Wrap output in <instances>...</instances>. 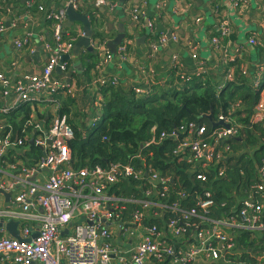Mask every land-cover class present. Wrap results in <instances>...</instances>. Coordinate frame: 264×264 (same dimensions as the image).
I'll list each match as a JSON object with an SVG mask.
<instances>
[{"label":"trees","instance_id":"obj_1","mask_svg":"<svg viewBox=\"0 0 264 264\" xmlns=\"http://www.w3.org/2000/svg\"><path fill=\"white\" fill-rule=\"evenodd\" d=\"M232 66L236 67L234 79L225 77L222 81L211 74L213 70L197 74L185 66L171 67L174 83L166 81L157 86L153 80L144 95L137 94L133 87L124 89L108 84L100 103L103 118L97 122L98 115L79 125L76 119L67 117L70 110L61 105L58 113L67 117L74 131L65 166L77 169L121 165L141 172L139 177L120 176L116 183L108 185V194L125 200L145 199V191L152 190V200L162 206L147 209L140 203L122 202L121 220L125 228L139 224L155 227L167 236L176 251L195 241L190 233L207 224L199 216L186 218L182 211L173 209L175 205L184 211L195 209L211 220L234 218L246 224V217L240 215L244 201L250 198L259 203L264 201V192L258 189L262 182L259 169L264 165V113L258 121L254 119L264 83H258L256 76L244 75L237 61L226 66V75ZM62 95L68 96L58 94L59 100ZM36 114L45 116L31 108L0 116L14 138L23 137L25 155L35 158L28 164H34L43 155L42 149L30 140L35 134L28 123ZM47 115L50 118L49 111ZM221 116L234 124L238 132L227 141L216 143L214 133L225 127L220 123ZM190 124L196 130L205 126L204 134L198 136L196 131L193 134L194 138L210 143L211 149L204 155L197 156L190 147L184 150L180 147L189 135ZM89 127L91 130L87 132ZM19 157L21 153L10 150L5 161L12 163ZM154 172L166 181L153 182ZM208 200L212 204L201 208L200 204ZM172 222L185 229L181 239L170 232ZM232 230L235 246L224 251L222 259L210 261L205 256L201 262L187 264H264V229ZM211 244L220 247L217 241ZM164 258L155 263L170 264L173 260L167 254Z\"/></svg>","mask_w":264,"mask_h":264},{"label":"built area","instance_id":"obj_2","mask_svg":"<svg viewBox=\"0 0 264 264\" xmlns=\"http://www.w3.org/2000/svg\"><path fill=\"white\" fill-rule=\"evenodd\" d=\"M73 1L70 0V3H75ZM243 1L234 0V4L239 5ZM65 13V9H58L48 14L54 22V29L52 40L45 43L49 59L40 75L27 74L21 79L11 80L0 72V95L5 98V103L0 105V116L4 117L26 108L40 112L46 104L52 108L45 109L50 112V118L46 115L45 119L36 121L35 115L28 123V126L34 128L35 134L30 140L43 151V155L34 164L25 162L24 157V160L19 159L21 157L14 159L12 163L5 161L10 150L24 155L26 148L23 137L14 138L12 130L5 128V120L0 117V195L16 194L15 204L8 205L9 208H1L3 201L0 200V221H18L16 229L21 237L17 239L10 232L0 235L2 260L6 264H156V261H164V255L167 254L173 257L170 264L200 262L205 256L214 261L222 259L224 251L235 246L232 229H264V194L262 203L252 198L244 201L240 215L246 217V224L234 218L211 220L199 215L195 209L184 211L175 205L173 209L182 211L186 218L199 216L202 223L207 224L206 227L190 233L195 241L176 251L167 236L157 232L155 227L139 224L125 228L121 220L119 204L122 202L140 203L147 209L162 206L152 200V190L145 191V199L125 200L108 194V185L116 183L120 176L139 177L141 172L135 171L131 166L121 165L77 169L65 166L68 143L73 139L74 131L67 117L58 113L61 104L59 105L57 95L72 93V87L69 82L53 76L56 68L63 72L69 70L68 62L61 61L73 48L72 41L63 36ZM134 13L138 17L142 12L136 8ZM222 33L228 36L231 33L230 27L222 24ZM171 37L178 40L176 34H171ZM157 41L151 43L150 57L168 40L163 36ZM213 41L219 43V38L215 37ZM30 42V37H24L18 39L15 46L23 49ZM251 42L256 43V39H251ZM99 44L102 43L94 40L93 45ZM128 47L127 42L119 46L118 56L121 59H126ZM111 57L112 54L109 53L105 61ZM172 67L183 66L174 57ZM202 72L204 71L200 68L197 74ZM226 79H234L231 67L227 71ZM107 83L117 86L118 80L113 78ZM152 84L153 81L145 83V86L135 87L134 91L139 95L147 94ZM263 113L262 99L256 106L254 119L258 121ZM222 122L225 127L214 133L216 143L219 140L227 141L238 132L237 127L231 125L226 117H220V123ZM194 131L200 136L204 134L205 126L196 130L195 125L190 124L189 135L183 139L180 147L182 150L190 147L197 156L204 155L205 151L211 149L210 143L194 138ZM259 173L262 182L258 189L264 192V165ZM198 177L202 178V175ZM151 179L153 182L166 181L156 172L151 175ZM206 195L209 196L210 193ZM211 204L208 200L202 202L200 207L205 209ZM3 229L7 232L5 227ZM169 229L174 238L181 239L185 236V229L178 227L175 222L169 225ZM122 235L132 236V241L135 240L129 250V258H125L124 253L121 254L114 243V239ZM191 237L187 239L190 240ZM213 241H217L220 247H213Z\"/></svg>","mask_w":264,"mask_h":264},{"label":"crops","instance_id":"obj_3","mask_svg":"<svg viewBox=\"0 0 264 264\" xmlns=\"http://www.w3.org/2000/svg\"><path fill=\"white\" fill-rule=\"evenodd\" d=\"M73 2L78 12L91 17L90 47L93 49L90 51L89 47L83 46L79 54H75L72 48L64 59L69 64V70L63 72L56 68L53 76L71 84V96L62 95L59 105L67 107L70 110L67 117L76 119L79 125L88 123L102 112L100 102L110 79H117L118 85L115 87L124 89L145 86V83L153 80L157 86L166 81L174 83V76L173 80L170 77L174 57L190 72L197 73L200 68L209 73L213 70L211 74L221 81L226 77V66L237 61V66L244 75L256 76L258 83H264V0H244L239 5H235L234 0ZM69 4L70 0H0V72L11 80L43 72L49 59L45 43L52 40L54 29V22L48 15L52 11L66 10L63 36L71 40L74 46L84 34V27L76 21L72 26H67ZM136 8L142 12L138 17L134 13ZM241 23L244 25L243 29ZM120 24L125 26V42L129 44L125 60L118 56L120 45L114 54L106 46V42L118 34ZM222 24L230 27L231 33L228 36L222 33ZM171 34H176L178 40H174ZM202 34L206 35L208 41L202 39ZM163 36L168 41L150 57L151 43ZM24 37H30V45L18 49L15 42ZM215 37L219 38V43L213 41ZM253 38L256 43L251 42ZM94 40L102 44L93 45ZM109 53L112 57L105 61ZM231 69L234 73L236 67L232 66ZM261 94L264 100V89ZM1 97L0 95V105L5 103V98ZM69 97L72 100L69 101ZM94 98L97 103L92 105ZM46 105L40 111L45 116L48 111L45 109L50 107ZM44 117L36 114L35 120L45 119ZM23 157L27 163L34 159L31 155H25V151L19 159ZM9 194L8 197L0 195V200L3 201L1 208H9L8 205L15 204L16 194ZM6 224L0 221V235L9 234ZM3 227L8 233L4 232ZM131 237L122 235L114 239L125 258L130 257L129 250L135 244ZM0 264H6L2 257Z\"/></svg>","mask_w":264,"mask_h":264},{"label":"water","instance_id":"obj_4","mask_svg":"<svg viewBox=\"0 0 264 264\" xmlns=\"http://www.w3.org/2000/svg\"><path fill=\"white\" fill-rule=\"evenodd\" d=\"M74 21L79 22L83 25L84 29V34L78 38V40L76 41V43L73 46V52L75 54H79L81 47L86 46L89 47L90 51H92V47H90V39L92 36V21H91V17L90 15L83 13V12H78L74 5L72 3H70L67 7V26H72L74 23ZM110 27H112V25H109ZM170 36V34H168ZM126 39V29L125 26L123 24L118 25V34L116 35V37H114L111 40H108L106 42V46L108 47L109 51L111 53H116L117 51V47L119 45H122L125 42ZM144 40V39H143ZM142 41V39H141ZM66 56L62 57L61 61L65 59ZM222 124H224L222 122ZM31 144H33V141H31ZM7 197L10 195L9 193L5 194ZM3 224V223H1ZM18 225V221H9L6 224V227L8 229V231L12 234V236H14L17 239H21L16 226ZM34 236H36V233L34 234Z\"/></svg>","mask_w":264,"mask_h":264},{"label":"rangeland","instance_id":"obj_5","mask_svg":"<svg viewBox=\"0 0 264 264\" xmlns=\"http://www.w3.org/2000/svg\"><path fill=\"white\" fill-rule=\"evenodd\" d=\"M237 23H238V22H237ZM243 28H244V25L241 23V29H243ZM201 37H202V39H203L204 41H208L206 35L202 34ZM205 51H206V50H204V54H205ZM95 100H96V99L94 98V99H93L94 103H92V105L97 103ZM101 101H102V100H101ZM100 103H101V102H100ZM103 114H104L103 112H101L100 114H98V116H97L96 119H101V118H103V116H102ZM90 130H91V127H89V129H88L87 132H89Z\"/></svg>","mask_w":264,"mask_h":264}]
</instances>
